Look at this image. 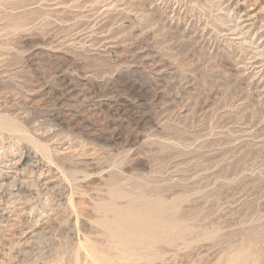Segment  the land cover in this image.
<instances>
[{
	"label": "rangeland",
	"instance_id": "obj_1",
	"mask_svg": "<svg viewBox=\"0 0 264 264\" xmlns=\"http://www.w3.org/2000/svg\"><path fill=\"white\" fill-rule=\"evenodd\" d=\"M230 263L264 264V0H0V264Z\"/></svg>",
	"mask_w": 264,
	"mask_h": 264
},
{
	"label": "bare ground",
	"instance_id": "obj_2",
	"mask_svg": "<svg viewBox=\"0 0 264 264\" xmlns=\"http://www.w3.org/2000/svg\"><path fill=\"white\" fill-rule=\"evenodd\" d=\"M243 11V10H242ZM144 204V203H143ZM134 215V214H133ZM138 215V214H137ZM152 217V216H151ZM147 221V220H146ZM158 223H159V221H158ZM169 223H170V221H169ZM141 224V223H140ZM143 224V223H142ZM163 225V224H162ZM112 227H115V226H112ZM124 228V227H123ZM172 228V227H171ZM118 229V228H117ZM170 229V228H169ZM119 231V230H118ZM130 234V233H129ZM169 237V236H168ZM171 238V237H170ZM167 240V239H166ZM121 243V242H120ZM127 244V243H126ZM150 244V243H149ZM124 247V246H123ZM161 247V246H160ZM246 250V249H245ZM242 251V250H241ZM244 252V251H243ZM245 254V253H244ZM243 254V255H244ZM237 255V254H236ZM240 255V254H239ZM229 257V256H228ZM232 257V256H231ZM237 257V256H236ZM230 258V257H229ZM229 258H227L228 260H230ZM240 260V259H239ZM244 260V259H243ZM229 262V261H228ZM234 263V262H233ZM231 264V263H230Z\"/></svg>",
	"mask_w": 264,
	"mask_h": 264
}]
</instances>
